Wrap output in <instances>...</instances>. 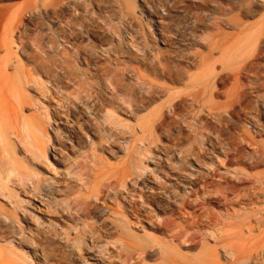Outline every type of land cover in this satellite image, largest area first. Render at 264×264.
Listing matches in <instances>:
<instances>
[{
	"label": "rangeland",
	"instance_id": "obj_1",
	"mask_svg": "<svg viewBox=\"0 0 264 264\" xmlns=\"http://www.w3.org/2000/svg\"><path fill=\"white\" fill-rule=\"evenodd\" d=\"M263 20L0 0V264H264Z\"/></svg>",
	"mask_w": 264,
	"mask_h": 264
},
{
	"label": "bare ground",
	"instance_id": "obj_2",
	"mask_svg": "<svg viewBox=\"0 0 264 264\" xmlns=\"http://www.w3.org/2000/svg\"><path fill=\"white\" fill-rule=\"evenodd\" d=\"M47 3H50V1L49 2H47ZM58 3H59V1H58ZM50 5V4H49ZM234 6V5H233ZM232 6V7H233ZM242 7H245V2L243 3V6ZM78 18V17H77ZM20 21V20H19ZM77 22V21H76ZM15 27H17V25H14ZM74 26V25H73ZM261 29H262V32H261V38H260V42L263 44V46H264V20H263V24H262V27H261ZM164 42V44H165V41H163ZM214 43V42H213ZM194 54V53H193ZM198 57V56H197ZM207 57V56H206ZM205 56H204V60H205V58H206ZM209 58V57H208ZM201 60V59H200ZM207 60V59H206ZM202 62V61H201ZM203 63H204V61H203ZM210 63V62H209ZM213 63V62H212ZM211 63V64H212ZM208 65V64H207ZM207 73V72H206ZM217 75H221L220 77H219V79H225L224 77V73H221V74H219V73H217ZM218 78V77H217ZM43 150H42V152H44V150H45V148H42ZM45 153V152H44Z\"/></svg>",
	"mask_w": 264,
	"mask_h": 264
}]
</instances>
